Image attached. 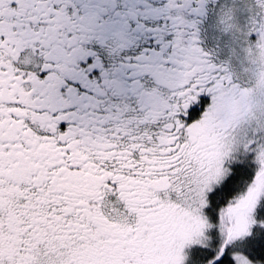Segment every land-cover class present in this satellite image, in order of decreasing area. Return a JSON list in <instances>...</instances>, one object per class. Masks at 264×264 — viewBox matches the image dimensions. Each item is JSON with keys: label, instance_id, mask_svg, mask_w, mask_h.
<instances>
[{"label": "snow or ice", "instance_id": "6c2138e0", "mask_svg": "<svg viewBox=\"0 0 264 264\" xmlns=\"http://www.w3.org/2000/svg\"><path fill=\"white\" fill-rule=\"evenodd\" d=\"M0 264H264V0H0Z\"/></svg>", "mask_w": 264, "mask_h": 264}]
</instances>
